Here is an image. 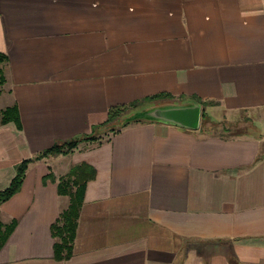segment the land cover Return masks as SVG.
<instances>
[{
  "label": "crops",
  "instance_id": "0c3cea01",
  "mask_svg": "<svg viewBox=\"0 0 264 264\" xmlns=\"http://www.w3.org/2000/svg\"><path fill=\"white\" fill-rule=\"evenodd\" d=\"M0 55V112L19 118L0 122V191L92 137L27 165L0 204L16 223L0 264H264V0H0ZM159 94L202 102L198 128L103 126ZM77 166L93 175L55 260L56 184Z\"/></svg>",
  "mask_w": 264,
  "mask_h": 264
},
{
  "label": "trees",
  "instance_id": "16d2710c",
  "mask_svg": "<svg viewBox=\"0 0 264 264\" xmlns=\"http://www.w3.org/2000/svg\"><path fill=\"white\" fill-rule=\"evenodd\" d=\"M4 61V56L0 55V63ZM1 74H0V82ZM172 98L168 94H159L146 97L139 101H133L125 105H118L108 109L106 119L102 123L103 126H110L117 122L121 116L133 111L136 108L142 107L145 104H150L158 100ZM193 103L203 106L202 102L193 101ZM202 118L204 113L202 112ZM0 122L2 124L7 122H13L18 127L19 118L17 109L15 106L7 107L0 112ZM136 122V121H135ZM126 124H123V127ZM112 133L118 131V129L111 128ZM92 139V137L84 136L81 138L72 139L63 143L53 144L50 148L42 151L37 156L31 159L21 161L15 166V175L10 181L9 185L2 191H0V204L8 200L13 194H15L22 183L25 170L30 162L41 159L47 155L67 154L73 148H75L81 141ZM91 171L84 169V166H77L71 168V170L65 175L59 178L56 188L59 195H65L69 198L68 206L63 210L57 220L50 226V233L54 239L53 244V258L55 260H67L72 255V245L75 237L77 219L79 216L85 184L92 178ZM47 180H53L51 175H47L43 178V183ZM15 221H11L9 224L3 225L0 223V249L5 244L7 238L15 227Z\"/></svg>",
  "mask_w": 264,
  "mask_h": 264
},
{
  "label": "water",
  "instance_id": "95a60500",
  "mask_svg": "<svg viewBox=\"0 0 264 264\" xmlns=\"http://www.w3.org/2000/svg\"><path fill=\"white\" fill-rule=\"evenodd\" d=\"M200 118V105L196 103H187L138 111L126 119L123 124L138 119H144L146 121L164 122L189 130H196L199 126Z\"/></svg>",
  "mask_w": 264,
  "mask_h": 264
},
{
  "label": "rangeland",
  "instance_id": "374dc122",
  "mask_svg": "<svg viewBox=\"0 0 264 264\" xmlns=\"http://www.w3.org/2000/svg\"><path fill=\"white\" fill-rule=\"evenodd\" d=\"M0 84H1V82H0ZM187 103H189V102H185V101H176V102H174V101H170L169 99H163V100H158V101L150 103V104H145L142 107L136 108L133 111H130L127 114H124L123 116H121L119 118V120L117 122L113 123L110 126H107L108 129H109L108 132H111L110 131V127L113 128V129H118V128L123 127V125H121V124H123L126 119H128L129 117H131L134 113H136L138 111L150 110V109H153V108L172 106V105H182V104H187ZM244 121H243V119H241L240 123L243 124V125H247L246 121L245 122ZM137 122H151V121H146L144 119H138V120H134V121H131V122H128V123H125V124L128 125L130 123H137Z\"/></svg>",
  "mask_w": 264,
  "mask_h": 264
}]
</instances>
